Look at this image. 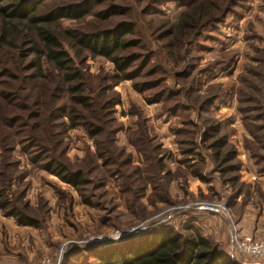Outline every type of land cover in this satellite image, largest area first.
<instances>
[{
    "label": "rangeland",
    "instance_id": "1",
    "mask_svg": "<svg viewBox=\"0 0 264 264\" xmlns=\"http://www.w3.org/2000/svg\"><path fill=\"white\" fill-rule=\"evenodd\" d=\"M78 4L90 13L62 20L63 30L84 37L130 23L124 41L134 46L119 53L128 69L64 44L88 111L72 105L51 67L37 78L21 55L30 46L0 55V191L40 227L0 211V264H99L156 231L191 227L230 263L264 264L240 245L264 242L256 237H264V0H47L44 8ZM200 4L210 20L173 61L165 26ZM52 162L81 173V194Z\"/></svg>",
    "mask_w": 264,
    "mask_h": 264
},
{
    "label": "trees",
    "instance_id": "2",
    "mask_svg": "<svg viewBox=\"0 0 264 264\" xmlns=\"http://www.w3.org/2000/svg\"><path fill=\"white\" fill-rule=\"evenodd\" d=\"M33 1L34 5L29 4ZM47 0H2L0 5V55L17 52L20 45H28L29 50L22 54L32 59L31 68L37 72V78H47L42 75L43 67L47 65L68 86L72 105L90 110L92 105L88 97L83 96L84 88L81 77L74 69L71 58L64 50V44L78 45L92 57H101L114 64L117 72L125 73L128 69L119 57L122 48L134 46L124 39L131 34L130 23H121L113 31H102L95 35H86L80 31L63 30L60 22L71 20L81 22L90 12L78 5L57 8L46 13L44 4ZM112 9V8H111ZM9 10V12H8ZM118 10V9H114ZM207 10V11H206ZM203 4L180 17L176 23L165 26V51L173 61L179 58L183 48L203 28L201 25L210 20V11ZM114 12H112L113 14ZM99 17H102L99 14ZM107 19V18H106ZM105 19V20H106ZM4 52V53H3ZM132 60V59H130ZM98 133V132H96ZM93 134V137L100 133ZM215 148L222 149L221 141L215 143ZM220 155L216 154V158ZM226 157L232 158L231 154ZM55 174L62 182L71 186L81 194L85 181L80 172H70L58 162H52ZM86 205H89L85 201ZM0 211L13 218L20 227L40 228L35 214L24 206L17 209L0 191ZM99 264H232L226 259L225 252L205 239L198 228L191 227L185 234L173 232L171 229L156 231L154 236L142 247H135L130 252L100 259Z\"/></svg>",
    "mask_w": 264,
    "mask_h": 264
},
{
    "label": "built area",
    "instance_id": "3",
    "mask_svg": "<svg viewBox=\"0 0 264 264\" xmlns=\"http://www.w3.org/2000/svg\"><path fill=\"white\" fill-rule=\"evenodd\" d=\"M240 245L242 250L252 258L264 259V242L256 243L250 238H244Z\"/></svg>",
    "mask_w": 264,
    "mask_h": 264
},
{
    "label": "crops",
    "instance_id": "4",
    "mask_svg": "<svg viewBox=\"0 0 264 264\" xmlns=\"http://www.w3.org/2000/svg\"><path fill=\"white\" fill-rule=\"evenodd\" d=\"M260 230H261V228L258 229V234H261V233H260ZM256 237H257L258 239H260V240H264V237L257 236V235H256Z\"/></svg>",
    "mask_w": 264,
    "mask_h": 264
}]
</instances>
